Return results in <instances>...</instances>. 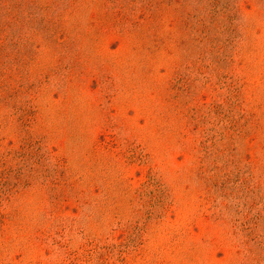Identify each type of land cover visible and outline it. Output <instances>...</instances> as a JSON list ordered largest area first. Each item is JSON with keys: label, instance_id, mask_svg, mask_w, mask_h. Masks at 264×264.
<instances>
[{"label": "rangeland", "instance_id": "obj_1", "mask_svg": "<svg viewBox=\"0 0 264 264\" xmlns=\"http://www.w3.org/2000/svg\"><path fill=\"white\" fill-rule=\"evenodd\" d=\"M0 264H264V0H0Z\"/></svg>", "mask_w": 264, "mask_h": 264}, {"label": "trees", "instance_id": "obj_2", "mask_svg": "<svg viewBox=\"0 0 264 264\" xmlns=\"http://www.w3.org/2000/svg\"><path fill=\"white\" fill-rule=\"evenodd\" d=\"M46 8V7H45Z\"/></svg>", "mask_w": 264, "mask_h": 264}]
</instances>
